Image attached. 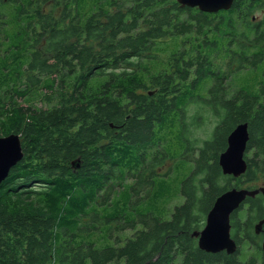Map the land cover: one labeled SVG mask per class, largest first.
<instances>
[{
	"label": "trees",
	"instance_id": "obj_1",
	"mask_svg": "<svg viewBox=\"0 0 264 264\" xmlns=\"http://www.w3.org/2000/svg\"><path fill=\"white\" fill-rule=\"evenodd\" d=\"M261 10L264 0L218 13L176 0H0V137L20 135L24 153L0 183V264H257L241 247L261 252L262 194L231 215L236 253H208L193 233L224 192L264 181ZM169 42L179 47L165 59ZM244 70L253 81L230 95ZM192 104L195 125L217 120L201 146L186 136ZM245 122L247 171L225 175L219 156ZM177 195L170 216L155 210Z\"/></svg>",
	"mask_w": 264,
	"mask_h": 264
},
{
	"label": "water",
	"instance_id": "obj_2",
	"mask_svg": "<svg viewBox=\"0 0 264 264\" xmlns=\"http://www.w3.org/2000/svg\"><path fill=\"white\" fill-rule=\"evenodd\" d=\"M181 8H198L205 13H218L230 10L234 0H176ZM250 140L249 124H239L228 137V147L219 156V164L225 175L240 177L248 168L245 154ZM24 156L20 135L11 134L0 137V183L4 181L13 166ZM77 163V164H76ZM73 166L80 167V161L73 162ZM262 194L264 186L260 189L233 188L220 195L212 209L209 211L206 224L202 230L193 233L197 238L200 249L208 253L226 251L228 254L237 252L238 244L231 236V215L238 210L248 197ZM264 226V218L255 226L256 233H260ZM264 253V240L262 243ZM264 264V257H263Z\"/></svg>",
	"mask_w": 264,
	"mask_h": 264
},
{
	"label": "rangeland",
	"instance_id": "obj_3",
	"mask_svg": "<svg viewBox=\"0 0 264 264\" xmlns=\"http://www.w3.org/2000/svg\"><path fill=\"white\" fill-rule=\"evenodd\" d=\"M263 13H264V10H261V11H256L254 13V15L257 17V19H262L263 18ZM253 15V16H254ZM251 19H252V16H251ZM253 21V20H252ZM179 46L178 44L176 43H172V42H169L167 44V47H166V51H164V58L165 59H168L169 55L175 50L177 49ZM223 61H222V55L219 54L217 55L216 57V63H215V66H219L220 68H225L227 67L226 63L223 62V64H221ZM253 76H255L254 73H252L251 70H244L240 75H239V80L236 79V83H235V86L234 88L232 89V91L230 92V95L236 93L239 88L244 84L243 82L247 81V80H251L253 81ZM250 82H248L249 84H252ZM97 83H94V86H96ZM209 86V85H207ZM34 101H37L36 99H33ZM22 103H24L23 101H21ZM39 105L41 106V103H39ZM197 106L196 104H192L189 108V112H188V118H186V122H190V127L188 128V131L186 132V136L188 138H190L191 140V146H196V145H199L201 146L203 143H205V141H209L213 138V131H214V128L215 126L217 125V120L215 118L212 117L211 114L207 113V114H204V120L205 122L203 121L202 123H200V125H195L192 120V116L195 115L196 113V110H197ZM179 127H176L175 129L179 130L178 129ZM176 133V131H175ZM175 133L173 132L172 134L168 135L167 136V139L166 141L168 142L167 144L169 146H173V150L174 152L175 151H178L180 152V149L177 148V146H180L176 140H175ZM192 154H189V156H191ZM250 157L253 156V153L251 152L249 154ZM173 165V162L171 160H167L165 164H163V166H161L160 168H157V171L160 172V173H168L170 172V168L172 167ZM190 171V168L188 167L187 169L185 170H180L179 172H175V174H173V180H172V186H171V190H170V193L171 194H174L178 191V184H179V181L182 180L184 178V175L187 174L188 172ZM177 174V175H176ZM261 177V176H260ZM262 186H264V181L262 180V178L258 179V181L256 182H252L251 183V186L249 188H246V185L243 187L244 189H260ZM252 187V188H251ZM236 188V187H235ZM238 189H242V188H238ZM183 202V197L180 196V195H177V196H174L168 203H163V202H159L157 204V207L155 210L157 209H160L162 213H164V216L165 218H167L168 216H170L171 212L174 210V208L180 204H182ZM142 207V205L140 206V208ZM241 208V207H240ZM239 208V209H240ZM249 208V205L245 206L244 207V211L240 213V218L244 221L247 219V213H246V210ZM238 209V210H239ZM158 212V211H156ZM206 224V223H205ZM257 224H254V227L256 226ZM264 227V226H263ZM139 228H141V226H139ZM262 230V229H261ZM254 231V229H253ZM134 234V231H126L124 232L123 236H126V237H130ZM255 234V233H254ZM259 234V233H258ZM256 235L257 237V241L261 243V239L260 237L262 238V235ZM195 238V237H194ZM263 251H261L260 253L253 250V247L252 245H250L248 243V240L245 241L243 244H242V247H241V261H245L247 259H249L250 257L252 256H255L257 258V264H263V260H262V253Z\"/></svg>",
	"mask_w": 264,
	"mask_h": 264
},
{
	"label": "flooded vegetation",
	"instance_id": "obj_4",
	"mask_svg": "<svg viewBox=\"0 0 264 264\" xmlns=\"http://www.w3.org/2000/svg\"><path fill=\"white\" fill-rule=\"evenodd\" d=\"M185 8H186V7H185ZM252 20H253V22H259V21H260L259 19H257V17H256L255 15H254V16L252 15ZM247 154H248V153L246 152V157H247ZM263 198H264V197H263ZM245 202H246V201H245ZM245 202H244V203H245ZM244 203H243V204H244ZM263 218H264V216H263ZM263 218H262V219H263ZM262 219H261V220H262ZM261 220H259L256 224H258ZM254 232H255V235L258 234V233H256V231H255V227H254ZM262 233H263V235H262ZM231 235H232V234H231ZM258 235H259V236L262 235V238L260 237V239H261L260 246H261V251H263V250H262V243H263V240H264V227H263V229L261 230V232H260ZM262 253H263V252H262ZM263 257H264V253H263V255H262V260H263Z\"/></svg>",
	"mask_w": 264,
	"mask_h": 264
}]
</instances>
